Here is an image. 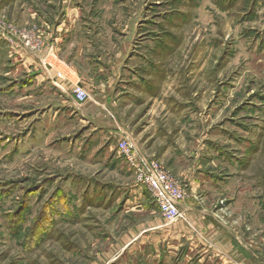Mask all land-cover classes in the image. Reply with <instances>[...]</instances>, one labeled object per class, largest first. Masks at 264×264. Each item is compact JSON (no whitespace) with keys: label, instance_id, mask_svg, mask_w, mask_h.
<instances>
[{"label":"rangeland","instance_id":"rangeland-1","mask_svg":"<svg viewBox=\"0 0 264 264\" xmlns=\"http://www.w3.org/2000/svg\"><path fill=\"white\" fill-rule=\"evenodd\" d=\"M74 1L104 59L135 54L105 104L119 128L93 130L82 104L50 121V93L23 87L31 78L11 73V41H0V264H264V0ZM50 4L0 0V20L40 25ZM133 65L150 86L123 83ZM124 138L177 181L167 144L228 178L197 196L217 238L197 243L195 230L182 245L168 233L185 216L168 222L136 183Z\"/></svg>","mask_w":264,"mask_h":264},{"label":"crops","instance_id":"crops-1","mask_svg":"<svg viewBox=\"0 0 264 264\" xmlns=\"http://www.w3.org/2000/svg\"><path fill=\"white\" fill-rule=\"evenodd\" d=\"M59 4L57 8L50 4V8L56 9L53 18L41 21L40 25L20 27L11 21H6L13 25L14 30L0 29V41H11L7 44L9 52L14 55V63H12L14 66L10 69L11 73L22 77L30 76L31 80L29 84L23 86L24 88L29 90L33 87H43V93H50V103H48L50 104V121L53 122L56 119L57 113H64L68 108L72 106L75 108V105L82 104L85 111L82 122H88L93 130L113 132L119 128L118 117L116 113H113L114 111L109 112L105 109V104L111 102L112 93L118 86L116 78L124 75H120V66L124 63L128 69V63L134 61L135 54L125 57L124 53L118 50L109 58L104 59L103 51L95 50L98 39L95 36H89L88 23L84 19L85 16L82 17L85 5L74 0H59ZM24 29L31 30V38L35 46L25 45L24 40L17 35L19 30ZM129 39V37L124 38L128 41ZM114 40L121 42L120 39L115 38ZM142 70L141 66L133 65V68L126 72L125 81L129 82L123 83H126V86H138V83L143 84L144 87L150 86L149 80L142 75ZM76 85L82 86L88 95L83 103H78L73 95ZM94 104H97V108ZM88 110L92 112L89 113ZM94 118H98V124L94 123ZM133 140L139 148V142ZM170 146L168 144L165 146L167 148H165V153L170 151L169 157L173 159L174 164L176 166L181 164L182 167H179L177 173L179 180L187 188L189 196L179 204L180 209L185 213V219L170 225L168 233L182 239V245L186 243L189 245L184 239L190 240L195 230H197V243L203 239L207 240L206 233L215 234L217 238L220 229L207 219L206 214L203 213L206 209L195 211L196 204L203 201V199L198 200L197 196L199 194H203L204 197L211 196L209 189L222 188L224 180L228 178L211 176L199 166L196 167L195 164L198 162L196 157L186 155L184 158L178 156L174 158V151ZM198 149L199 145L196 147V150ZM214 159L213 156L212 160ZM159 226L162 227V225Z\"/></svg>","mask_w":264,"mask_h":264},{"label":"built area","instance_id":"built-area-1","mask_svg":"<svg viewBox=\"0 0 264 264\" xmlns=\"http://www.w3.org/2000/svg\"><path fill=\"white\" fill-rule=\"evenodd\" d=\"M0 29L14 30L11 23L0 20ZM17 35L24 40L25 45L35 46L31 38V30H19ZM73 95L78 103L84 102L88 95L84 88L76 85ZM134 144L128 138L122 139L117 144L118 153L124 157L126 164L136 174V183L147 186L157 203L162 216L168 222H174L184 217L179 204L184 198L182 183L177 181L171 174L156 161L140 158L137 156Z\"/></svg>","mask_w":264,"mask_h":264},{"label":"trees","instance_id":"trees-1","mask_svg":"<svg viewBox=\"0 0 264 264\" xmlns=\"http://www.w3.org/2000/svg\"><path fill=\"white\" fill-rule=\"evenodd\" d=\"M31 80V79H30Z\"/></svg>","mask_w":264,"mask_h":264}]
</instances>
